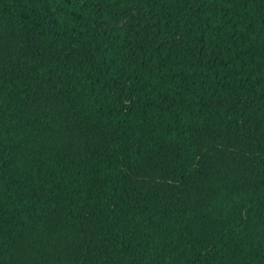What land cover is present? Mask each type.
Wrapping results in <instances>:
<instances>
[{"label":"trees","instance_id":"trees-1","mask_svg":"<svg viewBox=\"0 0 264 264\" xmlns=\"http://www.w3.org/2000/svg\"><path fill=\"white\" fill-rule=\"evenodd\" d=\"M0 264H264V0H0Z\"/></svg>","mask_w":264,"mask_h":264}]
</instances>
